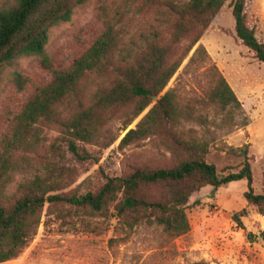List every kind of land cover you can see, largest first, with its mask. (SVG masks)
Masks as SVG:
<instances>
[{
    "label": "trees",
    "instance_id": "trees-1",
    "mask_svg": "<svg viewBox=\"0 0 264 264\" xmlns=\"http://www.w3.org/2000/svg\"><path fill=\"white\" fill-rule=\"evenodd\" d=\"M86 0H5L0 6V66L15 60L45 57L50 30L72 18ZM229 2L237 39L264 63V42L248 24L246 0H97L95 21L101 30L67 67L54 68L51 80L37 87L19 112L10 113L0 140V264L16 260L38 234L42 218L66 222L75 218L110 221L133 230L158 225L173 239L188 234L187 205L203 188H220L246 180L248 205L264 216V188L256 193L249 145L229 152L244 157L242 168L221 177L207 161L210 143L185 138L178 130L173 94L162 92L196 48L188 65L211 60L200 44L216 16ZM46 64L48 60L46 59ZM217 80L212 100L221 108H243L234 90L213 64ZM28 79L16 74L18 89ZM150 110L121 141L127 146L152 138L171 154V165L150 164L108 178L96 191L63 192L74 183L64 160L68 148L86 159L79 143H99L116 119L130 124ZM45 131L57 132L48 144ZM30 171L32 178L8 192L12 173ZM47 206V209H46ZM246 210L232 215L245 229ZM264 241V231L261 233ZM192 264H208L199 261Z\"/></svg>",
    "mask_w": 264,
    "mask_h": 264
},
{
    "label": "rangeland",
    "instance_id": "rangeland-1",
    "mask_svg": "<svg viewBox=\"0 0 264 264\" xmlns=\"http://www.w3.org/2000/svg\"><path fill=\"white\" fill-rule=\"evenodd\" d=\"M117 3L120 0H108ZM5 0H0V6ZM97 0L75 8L69 22L50 30L45 57H21L9 65L0 66V140L8 126L10 113L19 112L33 91L47 84L54 68L70 65L99 34L95 21ZM248 24L264 42V0H246ZM202 44L211 60L202 59L186 68L196 48L183 63L162 92L171 91L178 108V130L185 138L195 137L210 143L207 161L224 177L239 171L244 157L229 152L249 145V156L256 193L264 188V63L241 44L235 35V19L227 2L212 26L202 37ZM46 59L48 63L46 64ZM215 64L227 79L238 83L246 94L248 108L234 104L221 108L212 100L217 80L211 66ZM28 79L19 90L16 74ZM235 92V91H234ZM148 108L130 124L116 119L99 143H79V151L88 155L78 158L68 148L64 164L72 169L74 183L64 190L80 193L96 191L108 178L130 173L135 167L150 164L156 168L170 166L171 154L158 148L152 138L121 146L126 133L135 129ZM57 132L45 131L42 138L52 142ZM30 171L12 173L8 188L14 194L20 183L32 178ZM246 180L232 182L220 188L208 186L195 193L187 205L191 224L188 234L173 239L158 225H140L125 231L117 220L75 218L62 222L46 211L38 234L16 260L1 264H264V216L248 205L244 193ZM47 209V206H46ZM246 210L241 229L232 215Z\"/></svg>",
    "mask_w": 264,
    "mask_h": 264
},
{
    "label": "crops",
    "instance_id": "crops-1",
    "mask_svg": "<svg viewBox=\"0 0 264 264\" xmlns=\"http://www.w3.org/2000/svg\"><path fill=\"white\" fill-rule=\"evenodd\" d=\"M256 60V59H255ZM259 62V61H258ZM228 83L230 84L231 88L235 91V94L237 95L238 99L241 101L244 109L247 110L248 108V102H247V98L246 94L241 92L240 87L238 85V83H236L235 81L233 82L230 79H227Z\"/></svg>",
    "mask_w": 264,
    "mask_h": 264
}]
</instances>
